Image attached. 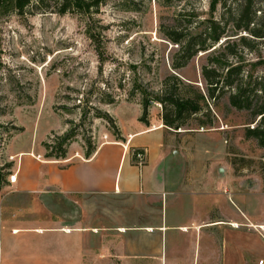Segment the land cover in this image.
<instances>
[{"label":"rangeland","instance_id":"374dc122","mask_svg":"<svg viewBox=\"0 0 264 264\" xmlns=\"http://www.w3.org/2000/svg\"><path fill=\"white\" fill-rule=\"evenodd\" d=\"M240 1L226 0L225 8L218 3L211 11L212 0H104L90 18L50 13L19 17L11 9L0 10L4 181L12 150L29 149L42 159L84 158L99 143L119 140L120 128L139 122L147 100L152 102L146 126L163 128L173 165L204 169L210 185L208 197L200 196L199 202V196L175 194V205L163 208V225L191 230L197 212L204 222H221L200 227L197 235L170 229L165 247V237L159 241L152 232L161 217L153 216V202L79 196L65 210L74 216L71 224L84 230L82 254L80 261L75 257L69 263L63 256L62 264H264V231L258 228L264 226V147L245 136L258 119L233 109L225 95L211 110L216 120L212 129L191 120L172 130L162 125V107L154 100L169 75L201 88L200 68L207 56L198 53L185 68L171 70L176 46L164 38L163 28H171L177 19L198 34L205 20L213 19L226 32L216 47L227 39H253L241 28L234 30L228 16ZM253 11V25L264 27V0H257ZM230 61L247 77L264 79V38L248 49L240 47ZM228 220L238 227L229 228L224 223ZM50 254L41 256L47 260Z\"/></svg>","mask_w":264,"mask_h":264},{"label":"crops","instance_id":"0c3cea01","mask_svg":"<svg viewBox=\"0 0 264 264\" xmlns=\"http://www.w3.org/2000/svg\"><path fill=\"white\" fill-rule=\"evenodd\" d=\"M119 138L99 143L87 158L42 159L29 149L8 154L10 171L0 189V264H62L63 256L68 263L75 257L80 261L84 230L71 224L74 216L65 210V204L84 195L153 202V216L161 213V217L152 232L159 241L165 237V247L170 229L197 235L200 227L221 223L204 222L197 212L191 219V230L163 225V208L175 205V194L199 196L198 202L200 196L208 197V174L204 169L186 170L173 165L160 125L146 126L134 120L119 129ZM139 149L147 155L141 168L135 166L132 157V151ZM13 175L15 181L9 183L8 177ZM42 211L47 217L42 218ZM224 223L231 229L236 225L230 220ZM46 248L49 251L43 253ZM41 254L51 256L45 260Z\"/></svg>","mask_w":264,"mask_h":264},{"label":"trees","instance_id":"16d2710c","mask_svg":"<svg viewBox=\"0 0 264 264\" xmlns=\"http://www.w3.org/2000/svg\"><path fill=\"white\" fill-rule=\"evenodd\" d=\"M104 0H0V10L11 9L15 15L24 17L33 14H56L63 16L74 14L90 18L98 14ZM257 0H241L236 8L229 11L234 30L248 33L253 39L240 37L238 42L227 39L218 47L219 41L226 37L224 27L213 19L205 20L203 30L192 34L183 27L180 21L171 28H163L164 38L176 46L171 58L170 68L173 71L185 68L198 53H206V63L200 68L202 87L185 83L174 75L163 79L160 94L154 98L162 107V125L172 130H180L195 120L200 128L212 129L216 122L211 113L220 98L227 95L229 105L237 111L251 112L255 127L246 129L247 138H255L260 147H264V79L247 77L243 68L230 59L235 58L239 48H249L255 40L264 38V27H255L251 18ZM218 3L225 8L226 0H212L210 10L214 11ZM224 16V15H223ZM188 22L193 23L189 14ZM264 20V14L260 17ZM223 19V17H222ZM197 21V19H194ZM242 26V27H241ZM232 41V42H230ZM152 101L143 103L140 123L146 125L147 107ZM110 121L107 115L102 116ZM202 118L205 121H202ZM91 154L88 153L86 157ZM61 156H64L61 153ZM60 156V157H61ZM4 166L0 165V189L5 183ZM4 181V182H3Z\"/></svg>","mask_w":264,"mask_h":264},{"label":"built area","instance_id":"2783aa9c","mask_svg":"<svg viewBox=\"0 0 264 264\" xmlns=\"http://www.w3.org/2000/svg\"><path fill=\"white\" fill-rule=\"evenodd\" d=\"M146 156H147L146 151L144 149L132 151V157L134 159L135 166H137L138 168H141L145 164ZM14 181H15L14 175L8 177L9 183H14Z\"/></svg>","mask_w":264,"mask_h":264},{"label":"bare ground","instance_id":"6f19581e","mask_svg":"<svg viewBox=\"0 0 264 264\" xmlns=\"http://www.w3.org/2000/svg\"><path fill=\"white\" fill-rule=\"evenodd\" d=\"M233 228H237L238 226H236V225H231ZM259 228V230H261V231H264V226H259L258 227ZM121 232H123V230H121Z\"/></svg>","mask_w":264,"mask_h":264},{"label":"water","instance_id":"95a60500","mask_svg":"<svg viewBox=\"0 0 264 264\" xmlns=\"http://www.w3.org/2000/svg\"><path fill=\"white\" fill-rule=\"evenodd\" d=\"M200 86V85H199Z\"/></svg>","mask_w":264,"mask_h":264}]
</instances>
